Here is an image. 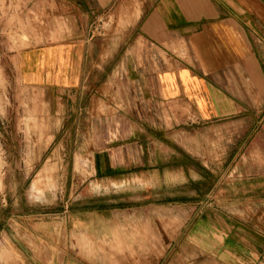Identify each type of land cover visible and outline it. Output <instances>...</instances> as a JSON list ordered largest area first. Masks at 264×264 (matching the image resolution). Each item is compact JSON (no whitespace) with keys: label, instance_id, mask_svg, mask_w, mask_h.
<instances>
[{"label":"rangeland","instance_id":"1","mask_svg":"<svg viewBox=\"0 0 264 264\" xmlns=\"http://www.w3.org/2000/svg\"><path fill=\"white\" fill-rule=\"evenodd\" d=\"M50 1L0 0V264H244L226 254L235 246L227 233L236 225L241 240L243 230L264 234V205L256 195L234 196L218 180L226 159L213 157L218 150L209 141H203L204 165L185 158L199 172L197 181L180 179L179 165L173 173L159 165L155 175L148 164L109 165L108 172L98 165L100 153L121 142L128 121H139L142 139L148 124L164 123L162 102L149 101L147 86L132 83L137 71L114 61L91 70L108 87L88 86L76 103L54 86L28 84L22 50L36 40L70 39L52 36L68 26L53 21ZM112 27L102 20L93 30ZM174 129L179 140L180 125ZM154 135L164 140L163 129ZM260 151L252 150L253 161ZM159 154L162 160L164 150ZM255 180L252 194L263 182ZM250 199L247 211L233 210V201L244 206Z\"/></svg>","mask_w":264,"mask_h":264},{"label":"crops","instance_id":"2","mask_svg":"<svg viewBox=\"0 0 264 264\" xmlns=\"http://www.w3.org/2000/svg\"><path fill=\"white\" fill-rule=\"evenodd\" d=\"M50 2L53 21L62 26L67 21L68 26L65 33L53 30L52 36L70 39L48 44L36 40L22 50L28 84L54 86L59 94H68V102H81L86 87H108V82L93 80L91 70L106 69L114 61L116 68L137 71L132 83L146 85L147 99L164 107V123L148 124L146 147L140 144L147 136L141 138L145 134L139 121H128L121 142L100 153L101 169L148 164L155 175L159 165L165 173H173L172 167L179 165L180 179L197 181L202 179L199 172L185 158L204 165L206 139L210 148L218 150L213 157L226 159L218 180H226L234 196L256 195L264 205V0ZM102 20L113 22L110 32L93 30ZM57 97L58 104L63 102V96ZM173 121L181 127L179 140L172 134L177 131ZM156 129H163V141H156ZM241 134L247 139L238 138ZM237 148L242 149L237 153ZM256 149L261 150L259 162L252 158ZM162 150L164 158L156 159ZM255 179L263 181L258 194L251 193ZM251 203L250 199L242 206L235 200L231 206L234 211H247ZM239 229L230 226L226 239L231 236L235 246L226 254L243 258L244 264H264V234L243 230L241 240Z\"/></svg>","mask_w":264,"mask_h":264}]
</instances>
